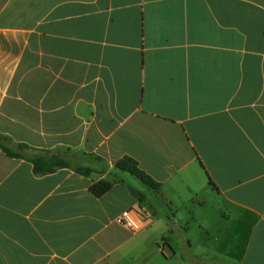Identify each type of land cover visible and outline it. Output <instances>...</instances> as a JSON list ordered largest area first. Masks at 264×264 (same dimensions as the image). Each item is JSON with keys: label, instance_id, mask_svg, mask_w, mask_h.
<instances>
[{"label": "crops", "instance_id": "0c3cea01", "mask_svg": "<svg viewBox=\"0 0 264 264\" xmlns=\"http://www.w3.org/2000/svg\"><path fill=\"white\" fill-rule=\"evenodd\" d=\"M0 143V264H264V0H0Z\"/></svg>", "mask_w": 264, "mask_h": 264}, {"label": "trees", "instance_id": "16d2710c", "mask_svg": "<svg viewBox=\"0 0 264 264\" xmlns=\"http://www.w3.org/2000/svg\"><path fill=\"white\" fill-rule=\"evenodd\" d=\"M0 147L6 153L7 156L11 158H23L24 156L9 149L8 147L2 145L0 143ZM24 148V147H22ZM32 163L34 164V172L38 175H45L54 173L58 169H65V168H72L71 163L64 159L63 157H46V156H39L32 159ZM117 168L129 172L130 174L134 175L137 179L141 180L142 182L146 183L152 188H158L159 186L154 183L150 178H148L144 173L138 170L136 167V163L126 158L120 161L117 164ZM75 171L79 174L89 176L93 173V170L90 168H76ZM113 187V183L108 181H100L98 183L93 184L90 187L91 194L96 197L100 198L106 193H108Z\"/></svg>", "mask_w": 264, "mask_h": 264}, {"label": "built area", "instance_id": "2783aa9c", "mask_svg": "<svg viewBox=\"0 0 264 264\" xmlns=\"http://www.w3.org/2000/svg\"><path fill=\"white\" fill-rule=\"evenodd\" d=\"M116 222L120 226L128 227L134 232L141 231L145 228L144 220L134 210H128L122 213Z\"/></svg>", "mask_w": 264, "mask_h": 264}]
</instances>
